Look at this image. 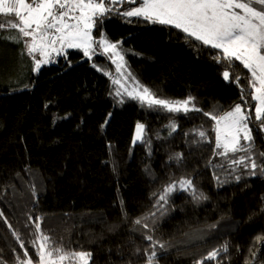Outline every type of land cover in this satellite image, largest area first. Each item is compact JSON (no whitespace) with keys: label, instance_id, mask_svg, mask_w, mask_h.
Segmentation results:
<instances>
[{"label":"trees","instance_id":"16d2710c","mask_svg":"<svg viewBox=\"0 0 264 264\" xmlns=\"http://www.w3.org/2000/svg\"><path fill=\"white\" fill-rule=\"evenodd\" d=\"M101 34L121 42L140 85L160 98L195 97L202 111L171 114L116 96L107 55L89 60L71 50L37 73L23 72L25 56L8 52L9 39H0V51L10 54L0 61V212L12 226L0 218V264H16L20 241L36 259L29 216L42 217V230L56 242L93 252L94 264H147L152 250L155 264H194L225 243L219 264H264V240L257 242L264 238V176L209 166V160L226 161L214 158V144L202 142L196 131L206 130L214 141V121L203 112L230 110L242 103V90L254 108L248 70L239 62L230 68L222 58L218 63L219 50L174 27L115 11L93 30L94 38ZM225 70L239 83L225 81ZM17 83L25 87L17 89ZM170 120L178 124L171 135ZM138 122L146 126L144 141L133 144ZM258 123L255 146L264 151ZM214 175L227 182L219 184ZM181 179H191L207 199H194L177 183L168 202L157 205L163 188ZM144 216L147 229L134 223ZM145 234L152 235L154 248Z\"/></svg>","mask_w":264,"mask_h":264},{"label":"snow or ice","instance_id":"6c2138e0","mask_svg":"<svg viewBox=\"0 0 264 264\" xmlns=\"http://www.w3.org/2000/svg\"><path fill=\"white\" fill-rule=\"evenodd\" d=\"M125 3L137 6L117 10L116 5L123 6ZM114 11L124 18L136 17L152 24L174 27L202 45L219 50L215 57L218 63L222 58L230 68L233 62H239L248 70L254 108L250 107L242 90V103L235 104L230 110L222 114H214L215 110L203 112L204 116L214 121V141L209 140L206 130L196 131L202 142L214 144L213 157H222L226 161L213 164L209 160V166L231 168L233 173L243 168L248 176H264V151L256 150L253 136L256 122H259L258 130L264 132V0H0V31L6 28L15 31L14 35L0 36V39L23 43L26 54L34 61L35 72L55 62V57L66 56L67 50H79L89 60L95 55H108L120 74L112 80L113 84L118 85L116 96H127L150 110L171 114L201 112L202 109L194 104L195 97L189 96L183 100L157 97L127 72L119 47L121 42H110L106 34H101L99 39L94 38L93 30ZM105 75L109 73L105 72ZM222 76L225 81L231 78L239 83L240 77H232L228 70ZM128 79L133 81L131 88L126 84ZM145 127L143 123L136 124L133 144L144 141ZM166 127L170 128L171 135L178 124L170 120ZM181 158V154L176 155L177 160ZM214 178L219 184L227 182L220 181L215 175ZM241 178L240 175L234 177L236 181ZM177 183L180 190L191 191L194 199H207L203 193L197 194L191 179H181L163 188L157 205L162 208L161 202H168L170 195L177 191ZM150 215L155 216V213ZM0 218L8 224L2 212ZM147 219L148 216H144L134 223L147 229L149 225L144 222ZM29 220L34 224V239L29 243L36 259L29 255V249L20 241L22 255H17L16 264H94L93 252L67 248L45 234L41 227L42 217L33 220L29 216ZM8 227L11 228V224ZM13 234L16 235L15 232ZM17 239H20L19 236ZM144 239L155 247L152 235L145 234ZM262 240L264 238L257 237V242ZM160 248L163 249L164 245L160 244ZM227 251L225 243L194 264H219L220 253ZM156 259L157 252L152 250L147 256V264H155Z\"/></svg>","mask_w":264,"mask_h":264},{"label":"rangeland","instance_id":"374dc122","mask_svg":"<svg viewBox=\"0 0 264 264\" xmlns=\"http://www.w3.org/2000/svg\"><path fill=\"white\" fill-rule=\"evenodd\" d=\"M6 44L8 45V48H9L8 52L13 51V52H16V54L18 52L17 57L22 52L23 53V56H25V58H22L21 59V62H22V64H28V65L20 67V70L23 71V72H29V70L32 71L33 68H34V61H33L32 57H30L29 55L26 54V52L24 50L23 43H15V42H13L12 40L9 39V41L6 42ZM21 50H23V51H21ZM68 51H71V50H67V52ZM100 51H102V50H100ZM62 57H64V56L55 57V62L49 63L48 65H44V66H49L51 64H55V63L59 62V60ZM9 58H10V54L9 53H7L5 51H0V61L6 62L5 60L8 61ZM124 60H125V65H126V59H125V57H124ZM5 65H6V63H5ZM44 66H42V68ZM126 69H127V72H130L132 74V72L129 70V68L127 67V65H126ZM109 70H110L111 78L112 79L118 78L120 76V74L116 72V66H115V64H113L112 62H111V66H110ZM35 73H37V72H35ZM132 76L134 77L133 74H132ZM135 80H136V78H135ZM17 84H19L18 87H17V89H22V88L25 87L24 85L22 86L20 83H17ZM126 84H127V86L129 88H131L133 86V81L131 79H128L126 81ZM115 86H117V88H118V85H115ZM137 143H139V142H137Z\"/></svg>","mask_w":264,"mask_h":264}]
</instances>
